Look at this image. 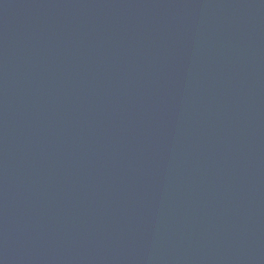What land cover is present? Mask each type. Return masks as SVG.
<instances>
[{
	"label": "water",
	"instance_id": "1",
	"mask_svg": "<svg viewBox=\"0 0 264 264\" xmlns=\"http://www.w3.org/2000/svg\"><path fill=\"white\" fill-rule=\"evenodd\" d=\"M0 264H264V0H0Z\"/></svg>",
	"mask_w": 264,
	"mask_h": 264
}]
</instances>
